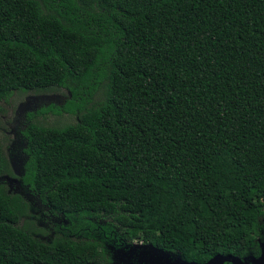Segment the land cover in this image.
Segmentation results:
<instances>
[{"label": "trees", "instance_id": "obj_1", "mask_svg": "<svg viewBox=\"0 0 264 264\" xmlns=\"http://www.w3.org/2000/svg\"><path fill=\"white\" fill-rule=\"evenodd\" d=\"M51 87L67 99L18 136L21 189L56 236L20 228L0 189V264H108L133 241L259 255L264 0H0V101Z\"/></svg>", "mask_w": 264, "mask_h": 264}, {"label": "rangeland", "instance_id": "obj_2", "mask_svg": "<svg viewBox=\"0 0 264 264\" xmlns=\"http://www.w3.org/2000/svg\"><path fill=\"white\" fill-rule=\"evenodd\" d=\"M67 97L66 89L51 87L15 91L6 100L0 101V145L5 160L0 172V189L17 205L18 226L47 242L52 241L56 235L42 217L37 202L20 186L23 142L18 136V131L27 114L49 105L60 106ZM66 115L56 116L48 112L39 117L51 123L77 120L76 117ZM108 247L110 250L108 264H194L181 261L175 254L163 253L139 241H133L128 246L109 245ZM263 255L262 251L261 256ZM96 264L107 263L99 261Z\"/></svg>", "mask_w": 264, "mask_h": 264}, {"label": "flooded vegetation", "instance_id": "obj_3", "mask_svg": "<svg viewBox=\"0 0 264 264\" xmlns=\"http://www.w3.org/2000/svg\"><path fill=\"white\" fill-rule=\"evenodd\" d=\"M264 247H262V244H261V249H260V253L258 256L256 257H248V256H243L242 258L241 257H238V256H231L232 258L234 257V259L231 258V260L229 261H223L221 262L220 259H217L215 260V258L212 260H209V262H213V264H224V262H231V264H255V260L261 256L262 254V251L264 253V250H263ZM209 262L205 263V264H209ZM186 263H189V262H186Z\"/></svg>", "mask_w": 264, "mask_h": 264}, {"label": "water", "instance_id": "obj_4", "mask_svg": "<svg viewBox=\"0 0 264 264\" xmlns=\"http://www.w3.org/2000/svg\"><path fill=\"white\" fill-rule=\"evenodd\" d=\"M262 247H264V244H262ZM157 250V249H156ZM160 251V250H159ZM162 252V251H161ZM163 253H165V252H163ZM262 255V254H261ZM215 258V260H217V259H220L221 260V262H223V261H229V260H231V256H220V255H217V256H215V257H213V259ZM213 259H211L212 261H213ZM232 259H234V257L232 258ZM209 262V261H208ZM194 264H196V263H194ZM255 264H264V255L263 256H260V257H258L256 260H255Z\"/></svg>", "mask_w": 264, "mask_h": 264}]
</instances>
